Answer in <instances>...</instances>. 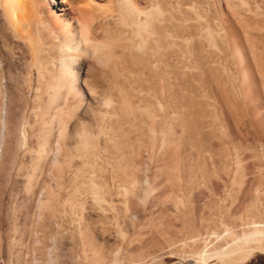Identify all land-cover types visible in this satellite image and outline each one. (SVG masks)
Segmentation results:
<instances>
[{
    "label": "rangeland",
    "instance_id": "obj_1",
    "mask_svg": "<svg viewBox=\"0 0 264 264\" xmlns=\"http://www.w3.org/2000/svg\"><path fill=\"white\" fill-rule=\"evenodd\" d=\"M56 1H58V0H46L45 1L46 5L48 7H50V8L52 7V9H54V10L56 9L55 10L56 13L51 14L52 16H50L51 21H54L56 23L57 22L62 23V21H64L67 17H69V19H72V18L79 19L78 15L74 14V16H73V13H71V12H70L71 14L69 13L70 15L67 17L59 15L60 14L59 13L60 12L59 7H58L59 3ZM98 1L101 2L102 4H105V5L108 3V0H102V1L97 0V3H98ZM103 1H104V3H103ZM105 1H107V3H105ZM166 1L168 2L169 0H166ZM182 1L183 2H181L180 0L179 1L178 0H172L173 4L171 5V8L163 7L162 8L163 12H160V14L162 13V15L159 14L155 18H153V19H155L154 21H159L162 18L164 19V17H165L164 20L166 21V19L169 18L171 20L170 23L172 26L176 23V25L173 26V29H174L173 30L174 33L172 32L173 40L175 42L177 39V40L181 41L182 44H184V47H183V46H181L182 45L181 42H179V44H178V42H175L178 46L174 43V47H175L174 49L175 50L178 48V50L181 51V49L183 47L182 52L178 51L179 52L178 54L175 53L178 55V57L175 56L176 57L175 61L177 64L180 65V66L176 65V69H180L179 70L180 72L178 70H176L178 72H176L177 76H175V80H174L175 90H176L175 91V99H176L175 104H177L176 105L177 107L175 106L176 108L173 112L174 117L176 116L175 117V120H176L175 121V127H173L174 128L173 131H175L174 135H175V138L177 140L176 142L179 145V146L176 145V148L174 151V154L176 153L175 155H173L174 161L171 160L172 157L168 156V154H167L168 151L166 152L164 143H162L163 142L162 136H160L161 131L164 132L168 129V126L165 125V127H163L164 129L160 130L158 128V130H156V132L154 134L157 136L150 133V136H152V137L149 136L148 140H146L147 143L145 142L146 145H145V143L143 144V145H145L146 148L142 145V148L140 146L139 149H137V148L135 149L136 152L133 153L134 157L132 156V160H133V158H135V160H134V162H132V160H131L130 164H132L131 165L132 167H131L130 173L126 174V175L125 174H118L119 176L117 174L113 173L110 166H108V165L107 166L104 165L102 167V171L100 173L99 172H92L91 167L94 165L91 164V162L89 163V166L86 167V171H83V172L76 175L74 172H72V168H74L75 165H78L84 161L82 159V157H78V156H75V157L69 156L70 157L69 160L67 157V160H68L67 165L64 166V168L62 169L61 175H58L55 171H53V164L55 163V159L57 160L58 158H60V159H58L59 161L62 159L61 155L57 152V149H56L57 147L55 146V144L57 145V141H59V139H60V141L63 139L59 136V131L62 130V125L64 124V123L62 124V114L54 115L55 107L45 106L46 100H47V95L44 94V96H43L42 91L40 92L41 94L39 96L34 95L33 87L36 84L43 86L45 81L47 80V75H45L44 78H42L38 83H37V80L35 79V75H33V73L31 75V77L29 79H27V77L25 75H26L27 69H28V64L26 63L29 60L28 59V55H29L28 51L26 50V48H24L23 44L14 37L13 33L9 29L6 28L5 18L0 14V76H1L0 78L2 81V82H0V84L2 83L0 85L1 86L0 87V101H1L0 102V114H1L0 115V124H1L0 125V225L4 221L3 218H6L7 216H10L9 217L10 221L16 220V222H18V223L23 221L22 219H24V216L18 212V209L16 211L17 215H19V216H17L18 219H17L16 215L13 213V211H14L13 209L22 207L23 205L32 206V208H33L32 210H33L34 215H32L31 220L35 221L34 219L37 218V212H38V209H37L38 204L37 203L42 201L43 199H45L44 198V196L46 195L45 192H48V191L59 192L60 191V193H59L60 196H59L58 202L61 203V204L57 203V204H59V206L57 204H56L57 206L55 205L56 211L54 213L50 212L49 214L44 215L46 217V219L49 218V221L51 223V230H50L51 232L49 231L48 232L49 236L47 234L45 237V243H47V245H45L42 249H39L40 251L38 250V244L36 243V240L40 236L33 234L31 232V236L33 235L32 238L30 237L31 242H29L30 244H27V245H24L26 242H23L24 246H22L21 244L19 245L18 237L14 236L15 238H14L13 243L14 242L16 243L14 245L15 248H12L11 249L12 252L9 253L6 250L7 239L5 238L4 227L2 229L0 228V264H95V259H92L94 257H92V255L88 251H85V252H87V255H84L86 253L85 252L83 253L81 251V250H83V245L81 244V242L73 240L71 237V232L73 231V228H75L77 226L79 227L80 223H81L80 226H84L83 224H85L86 222L90 223L91 221L92 222L90 223V225L91 226L93 225L92 230L94 232L95 237H97V240H100L99 242L105 243V250L106 251L108 250L110 253H112V255H110L108 258H106L105 264H109L110 261L112 263V260L114 258H116L118 263L120 261L121 262L120 264H122V263L123 264H139V263H141V264H227V263H222L216 259L209 260L207 263H204L200 259H197V260L194 259L193 260V258L191 256H188L186 254V252H182V251L178 250L177 248L174 249L175 247H173V245L165 244L164 241L162 240L163 239L162 233L160 234L159 232H157L158 227L160 228V226H161L162 228H164L167 221L169 223L178 224V221L174 220V218H175V217H173L174 213L179 214L181 212L180 214H183V215L186 214V215H184V217H187V215L189 216L190 215L189 213H191V210H190L191 204H195V206L194 205L193 206H194V211L196 209L195 217H196L197 222H203L202 224H206L207 222H211V220H212L211 217H212V218H214V220H212V223L213 222H214L213 224L217 223V226H218V224L220 225L222 219L225 220V221L223 220L222 224L225 223L227 220V219L223 218V215H224L223 209L224 208L229 209L228 210V212H229L232 210L231 207H233L234 204L235 205H241L240 207H241V210H243L242 211L243 217H245V215L250 217V216H252L253 213L256 216L258 215V217H262L260 219H257V221H259V220L262 221V222L259 221L258 225H260L259 227L262 230H264V121L260 124L258 123L255 126V128H258L256 130H254L255 128H254L253 124H250L252 122H249V121L253 120L254 116H256V115H258L259 118L264 115V109H263L264 108V92H263L264 91V75H262V74H264V62H262L263 65H258V63L256 62V61H258L259 58H261V61H264V56H263V58H262V56H260L262 54L264 55V52L260 51V50L263 51V49H264V44H263L264 43V0H190L191 2H189V0H185L186 3L184 0H182ZM172 2L170 0L169 3H172ZM101 3H99V4H101ZM228 4H230V7L233 4L234 5H233V7L229 8ZM258 4H260V6ZM105 5H103V6H105ZM248 5L250 7L252 6V8L250 9V7ZM180 6H182L183 8L182 7L179 8ZM243 6H245V7L243 8ZM234 7H236V9L237 8H239V9L234 10L235 9ZM167 9H168V11H167ZM169 9L171 10V13H170ZM183 9L188 11V12L184 11ZM247 10L251 14H248ZM172 11H173V13H172ZM182 11L185 14L182 15ZM239 11H241V12H239ZM244 12L246 13L245 14L246 18L250 17L248 19H245V20H247V22L246 21L244 22V19L242 20L240 18V15H239V13L244 14ZM176 13H177V15H176ZM187 13H188V15H187ZM191 13L193 16L191 15ZM179 17L181 19L184 18V19H182L183 21L180 20ZM200 19H201V21H200ZM251 19H252V21H250ZM174 20L177 22H179V21L180 22L177 24V22H175ZM190 20H192V21H190ZM191 22H194V24L196 26H194L193 23H191ZM164 23H167V21ZM190 23H191V25H190ZM246 23H248L249 25H251V23H252V25L247 26ZM258 23L261 25H259ZM181 24H182V26H181ZM187 24H189L188 27H187ZM178 26L181 28H179ZM191 26L194 28L192 29ZM175 28H177V29L175 30ZM178 28L181 29V32H183L185 30L183 33L187 32L186 28L188 29V31L190 29H192V30L196 31V32L194 31L196 34L192 35L194 32H192V30H190L188 32V36H189L190 32H192V34H191L192 36L190 35L188 38L187 33L186 34L182 33L183 35L182 34L180 35ZM182 28H183V30H182ZM251 29H253V30L255 29V30L253 31ZM204 30H206V31H204ZM197 31H198V36H196ZM251 32H255V33L253 34ZM177 33H178V37L179 36L183 37V39L180 37L179 38L176 37ZM203 33H205V34H203ZM257 33H259V34H257ZM257 35H259V36L257 37ZM151 36L153 37V35H150V37ZM211 36H213L214 38ZM146 37H147V39L149 38V40L152 39V37L150 38L147 35H146ZM244 37L246 38V40ZM185 38H186V41H185ZM198 38H199V40H198ZM192 39H194V41ZM235 39H238V41H240L241 46H243V49L245 52L244 53L245 58L248 61H250L249 66L252 69H254L252 76L255 78V81L257 84V90H255V91L252 90L251 96H249L247 99H245V101H243L244 99H243L242 93H241L240 88H239L240 82L243 80V76H244L242 73V68H243L242 65H244V63H242L241 58H240L238 52L236 51V48L238 46L236 44H234ZM249 39H251V40H249ZM257 39H261L260 40L261 43ZM218 40H219V42H217ZM244 40L247 41V44L249 45L248 48H247L248 45L246 44V42ZM243 41L245 44L243 43ZM252 41H253V43H252ZM148 42H146V46L150 47V45H148V44H152V43H148ZM256 42H258V43H256ZM190 43L191 44L193 43V45L196 44L197 46L191 45V47H190ZM249 43H251V44H249ZM213 44H215V46ZM179 45L181 47H179ZM187 45H189V46H187ZM162 47L165 48V49L161 48L162 50H166V47H164V45ZM192 47H193V50L194 51L196 50L195 52H197L198 54L195 52H192L193 51ZM259 47L260 48L263 47V48L260 49ZM151 48H152V45H151L150 49H148L149 52H151ZM249 48L251 51L249 50ZM213 49H215L214 50L215 53H214ZM254 49H256V50H254ZM248 50H249V52H247ZM253 50L255 51V53H257L258 57L255 56V53L253 52ZM258 50H259V54H258ZM185 51L187 52V55L185 54ZM188 51L191 53H189ZM222 52H224L223 55H222ZM260 52H261V54H260ZM192 53H193V55H192ZM249 53L251 55H249ZM210 55H212V56H210ZM252 57L254 58V62H252L253 60L250 59ZM256 57H257V59H255ZM192 58H194V59H192ZM212 58H213V61L211 60ZM92 60L93 59H91L89 57L86 58L85 60L80 59L78 61L79 63L77 64L78 66L75 64V66H76L75 70H80V72L83 70H87V64ZM194 60L196 62H194ZM216 60H218L217 61L218 63L216 65L217 68L215 66ZM227 60H229V61L227 62ZM208 61L209 62L212 61L215 63H212V62L209 63ZM208 64H209V66H208ZM219 64H220V66L222 65V67L224 66L222 70H221V67H218ZM201 66H202V68H204L205 71H206L207 66H208V67L214 68L215 70H218L217 72H219V73H223V72L224 73L223 74L217 73V76L222 75V76H219V78H218L219 81L217 80L216 82H214L215 79H213V78H211L209 80H205L204 78H206V77L203 76V75H205V74H203V73H205V71L203 69L200 70L199 67H201ZM225 66H226V68H228L227 70L224 69ZM261 66H263V67H261ZM182 70L184 73L180 74L182 72ZM260 72H262V73H260ZM193 73L194 74L196 73L195 75L200 74L201 77L199 78V76H194ZM257 73L260 74V75L258 74L259 77L257 76ZM250 76L251 75L249 73L246 74L247 80L249 79ZM188 77H191V78H188ZM221 77H223V78H221ZM234 77H236V78H234ZM202 78L204 79V81ZM160 80H159V82L157 81L158 82L157 86H159L161 84V88H162V85H163L162 83H164V82H163V80H161V81ZM221 81H224V84H225L224 87L226 89L228 88L227 91L223 87V85H222L223 82H221ZM227 81L229 82V84ZM217 82H219V84L221 86ZM236 83H237V85H236ZM258 83H260V84H258ZM31 89H32V91H31ZM162 90L161 91L159 90L158 92H156L159 94H156V93L154 94V92H152L151 94L154 96L151 95V97H153L155 99V100L152 99L154 102H156L157 100L159 102L161 101L160 104H161V106L163 105L162 106L163 109L160 107V109H162L160 111V113L166 114V113H169V109L166 107L167 106V100H166L167 94H166L165 90H163V91ZM1 91H3V92H1ZM161 92H162V94L164 93L166 95H162ZM156 96H158V99ZM162 97H166V98H162ZM239 98L241 99L242 102L239 100ZM160 99H162V100H160ZM228 99H230V100H228ZM188 100H191V102L190 101L188 102ZM194 101L198 102V104L196 105V103ZM236 101H238V102H236ZM229 102H230V104H229ZM239 102H240V104L243 103V105H240ZM1 103H2V105H1ZM37 103H38V105H37ZM165 104H166V106H164ZM190 104H192V105H190ZM115 105H116V103H114V102L111 105L110 104L102 105V107L99 108L100 110H98V112L100 113V114L98 113L99 116L97 118L98 124L92 125V126H94L93 129L95 130V132L97 131L95 136L97 139L96 141H98V144H99L98 149L100 150V152H99L100 156L95 158V159H92V161L95 163V166H100L101 163L104 164V162H105L101 156L102 155L101 154V150H102L101 146H103L102 143L104 140V135L106 133V131H105L106 127L105 126L107 125L108 120H109V116H107L108 114L105 115V113L107 110H109L111 108V106L114 107V110L117 113L120 110V104L118 103L117 106H115ZM193 105L194 106L199 105V107L201 109L195 108ZM232 105H234V106H232ZM239 105L241 108L239 107ZM235 107L237 110L235 109ZM243 107H244V109H243ZM1 108H3V109H1ZM106 108H109V109L106 110ZM27 109H28V111H27ZM116 110H118V111H116ZM166 110H168V111H166ZM204 110L205 111L207 110V111L205 112ZM245 110H246V113L244 112ZM242 112H244V113H242ZM102 115L104 116V118H102ZM24 117H26V118H24ZM106 117H108V120ZM113 117H114V115L111 117V119H113ZM202 117H203V119H202ZM198 118H199V120H197ZM10 119L12 120L11 125L9 124ZM99 119H101V122ZM102 119L104 122L102 121ZM182 119H184L183 121H181L183 124L180 122V120H182ZM249 119H251V120H249ZM262 119L264 120V116ZM27 120H28V122H27ZM197 121H198L197 125L200 123L198 125V128L195 125ZM210 121H211V124H210ZM74 122H75L74 119H71V121H68L66 123V128L68 129ZM187 122H188V125L186 124ZM176 123H177V125H176ZM189 123H191V124L193 123V124L189 126ZM35 124L39 125L40 127L42 126V127L41 128L36 127L37 125H35ZM23 125L26 129H28V130H25L26 133L28 132V134H26L28 139L26 142V146L24 148L17 144L18 131L22 128ZM101 126H103V127H101ZM193 126H195V128ZM99 127H101V128H99ZM189 127H190V129H189ZM199 127H201L200 132L197 131L199 129ZM196 128H197V130H195ZM47 129H49V130L45 134H47L48 141L50 144V145L48 144V146H47V148L49 147V149H47V151L41 152L39 147H38L39 141H40L39 136L41 134H43V132L46 131ZM93 129H92V132H94ZM210 131H211V133H210ZM95 132H94V134H95ZM201 132L203 134H201ZM209 134H210V136H209ZM198 135H201V136L198 137ZM32 136H34L35 138ZM99 136H100V138H99ZM153 136H154L155 140L153 139ZM129 137L131 138V137H133V135L130 134ZM66 138H64V140H66L67 143L68 142H74L77 139V138L74 139L75 137L74 138L71 137L72 140L70 137H66ZM205 138H207V139H205ZM149 139H151V140H149ZM152 139L154 140V144H153ZM157 139H159V141ZM52 141H54V142L52 143ZM149 142H151V143H149ZM158 143H159V145H158ZM148 145H150V146H148ZM162 145H163V147H161ZM26 147H29V148H26ZM147 148L149 150H147ZM152 148L155 151L152 150ZM161 148H164V149H161ZM140 150H142V151H140ZM177 150H178V152H177ZM55 151H56V153H55ZM138 151H139V153H138ZM159 151H160V153H159ZM161 151H163V153ZM45 152H46V154H45ZM146 152H148V153H146ZM49 153H50V155H49ZM142 153H143V155H142ZM157 153H159V154H157ZM166 154H167V156H166ZM154 155H155V157H154ZM160 155H163V156H160ZM135 156H137V157H135ZM138 156L140 158H138ZM72 157H74L75 159H73ZM162 157H164V158H162ZM80 159H81V161H80ZM72 161H74V162H72ZM107 161L109 162L110 160H107ZM138 162H141L140 166H139ZM134 163H136V164H134ZM146 163L148 164V166ZM166 163H167V165H166ZM168 163L170 164L171 167L169 166ZM152 164H153V166H152ZM154 164H155V166H154ZM141 167H142V169H141ZM67 168H68V170H65ZM162 168L164 171L162 170ZM177 168H179V169H177ZM146 169H147V171H146ZM64 170H65V172H64ZM69 170H71L70 174H69ZM136 170H137V174H136ZM156 170H158V171H156ZM165 170H167V172ZM63 172H64V174H63ZM131 172L132 173L134 172L133 173L134 175ZM150 172H152V173H150ZM172 173H173V175H172ZM112 174H114V175H112ZM135 174H136V176H135ZM179 174L182 175L181 178H180V176L177 178V176ZM184 174H186V176ZM121 175L122 176L125 175V177H124L125 180L123 179V177H121ZM137 175H139V176H137ZM175 175H176V180L178 181V184L188 186L187 191H185V193H184L185 195L187 194L185 196V200H184L185 206H183L181 204L179 206L178 211L175 209V207L173 206V203L170 202V200H165L164 202H162L163 200L160 198V197H162L160 195V193L163 194V193L170 190L172 185L169 183L168 180L169 179L171 180L172 176H175ZM59 176H60V178H59ZM116 176H118V179ZM142 176L144 177V179ZM157 176H159V177H157ZM121 178H122V180H121ZM137 178H139V179L137 180ZM140 178L142 181L140 180ZM147 178L149 180H147ZM163 178H165V180ZM186 178H188L190 181L188 182V179H186ZM158 180H159V182H158ZM192 180H193V183H190V182H192ZM58 182H59V184H58ZM141 182H142V184H141ZM97 184L100 185L101 187H103L105 185L103 188L109 189V191L113 192L114 194L116 193V195L113 194L111 197H109V199H108L109 201L105 200V202L101 201L99 203H97V202L90 203L91 201L89 198H87L86 202H85V200L83 198V192L84 191H90L89 189L96 190V188H99V186ZM157 184H158L159 188H158ZM188 184H190V186ZM166 185H168L167 186L168 188L166 187ZM194 187H195V189H194ZM145 189H147L146 193H144ZM213 189H214V191H213ZM38 190H39V192H37ZM79 191L81 194H79ZM68 192L69 193L71 192L70 196H68L69 195ZM73 192H74V194H72ZM36 194H38V195H36ZM40 194H41V196L39 198ZM158 194H159V196H158ZM196 194L198 195L197 200H195L193 198V196ZM88 195H90V194L88 193ZM148 195H150V196H148ZM70 197H71V199H70ZM201 197H203V198H201ZM212 197H213V200H211ZM33 198H35V199H33ZM37 198L39 199V201ZM188 199H189V201H188ZM152 200H153V202H152ZM208 200H209V202H208ZM79 201H81V202H79ZM126 201L131 205V209H129V213H128V210L126 209L128 206V203H126ZM154 201H155V204H154ZM158 201H159V203H158ZM188 202H190V203H188ZM214 202H217V203H214ZM103 203H105V205ZM211 203L213 206L211 205ZM83 204L86 206H83ZM90 204H92V205H90ZM99 204L101 206H99ZM156 204H157V206H156ZM158 204H160V206ZM220 204H222V205H220ZM206 205H208V206H206ZM98 206H99V208H98ZM221 206H223V209ZM57 207H59L62 212ZM85 207H86V209H85ZM153 207H155L156 209L155 208L153 209ZM180 207H181V209H180ZM215 207H217V208H215ZM102 208L104 209V212L106 214L103 212ZM167 208H169V209L167 210ZM187 208L189 211H187ZM214 209H217V210H214ZM35 210H36V212H35ZM221 210H223V211H221ZM87 211H88V213H87ZM185 211L188 213H186ZM215 211H216V213H214ZM219 211H221L220 212L221 214L219 213ZM251 212H253V213H251ZM50 214H51V216H50ZM54 214H56V215H54ZM58 214L59 215L62 214L60 216V218H59ZM86 214H88L91 217H89L88 215L85 216ZM150 214H152V215H150ZM218 215H220V217ZM231 215H232V213H231ZM34 216H35V218H34ZM171 216H172V219H171ZM229 216L230 215L228 214V218H229ZM216 217H218V218L216 219ZM79 218H81V219H79ZM88 218H90V219H88ZM91 218H92V220H91ZM206 218L208 220L204 221V220H206ZM9 220H6V221H9ZM55 220H57V221L59 220L58 221V223L60 224L59 227H56V221ZM128 220H130V221H128ZM238 220L240 221V218L237 219V223H239ZM135 221H137V223ZM215 221H217V222H215ZM229 221L231 222L232 220L230 219ZM229 221H227V222H229ZM62 222H63V224H62ZM74 222H76V223H74ZM82 222H83V224H82ZM231 223H234V222L232 221ZM133 224H134V227L136 229L133 227ZM262 224H263V226H262ZM11 225H12V222H11ZM94 226L96 227L95 231H94V228H95ZM214 226H216V224ZM140 232H142V233H140ZM63 233H64V235H63ZM151 233H152V235H151ZM237 233L239 234L240 230L237 231ZM142 235H144L145 239H142V238H144ZM136 236H137V238H136ZM138 238H140V239H138ZM126 240H127V242H126ZM144 240H146V241H144ZM141 241L142 242L144 241L143 243H146V244L148 243L149 247L144 248L142 251L143 253H141L140 255H138V254L137 255H129L128 253H132L133 249H135V246L137 244H140ZM149 241H151V242L149 243ZM153 241L156 242L157 246H155V243ZM160 241L162 242V244H160L161 243ZM136 242H140V243H136ZM261 242L264 243V236L261 238ZM107 244H109V245H107ZM132 247H134V248H132ZM33 248H34V251H33ZM170 248L172 251L170 250ZM117 249L119 252L115 255L114 252ZM167 249H169V250H167ZM125 251H127V253ZM170 251H171V253H170ZM117 255H119V256H117ZM149 255H151V256H149ZM84 256H87V257L84 258ZM88 256H89V258H88ZM110 257H112V258H110ZM118 257H120V258H118ZM90 258H91V261H90ZM186 259H188V260H186ZM108 260H109V262H107ZM123 260H124V262H123ZM136 260H138V261H136ZM100 264H102V263H100ZM103 264H104V262H103ZM237 264H264V251L263 250H255L251 256H249L247 259H245L244 261L237 263Z\"/></svg>",
    "mask_w": 264,
    "mask_h": 264
},
{
    "label": "bare ground",
    "instance_id": "obj_2",
    "mask_svg": "<svg viewBox=\"0 0 264 264\" xmlns=\"http://www.w3.org/2000/svg\"><path fill=\"white\" fill-rule=\"evenodd\" d=\"M45 1L46 0H0V14L5 18L6 28L9 29L13 33L14 37L17 40H19L23 44L24 48H26V50L28 51V54H29L28 59L29 60L26 62L28 64V69L26 68L27 73L25 75L27 77V79H29L33 73V75H35V79L37 80V83H38L42 78H44L45 75H47V80L45 81L43 86L36 84L33 87L34 95L39 96L41 94L40 92L42 91L43 96H44V94L47 95V100H46L45 106L55 107L54 115L62 114V124L63 123L64 124L62 125V130L59 131V136L63 139L61 141L59 139V141H57V145L55 144V146L57 147L56 148L57 152L61 155L62 159L60 161L58 160L60 158H58L57 160L55 159V163L53 164V171H55L58 175H61L62 169L64 168V166L67 165V161L70 158L69 156H74V157L78 156V157H82V159L84 161L78 165H75L74 168L71 167L72 172H74L76 175L83 172V171H86V167L89 166L90 162H91V164L94 165L91 167L92 172H99L100 173L102 171V167L104 165H106V166L108 165V166H110L113 173H115L117 175L118 174H125V175L129 174L131 171V167H132L131 166L132 164H130L131 160H132V156H133V153L136 152L135 149L136 148L139 149L140 146L142 148V145L145 142L147 143L146 140H148L150 133L155 135L154 133L156 132V130H158V128L160 130L164 129L163 127H165V125L168 126V129L167 130L165 129L166 131H164V132L161 131L160 136H162V139H163L162 143H164L166 152L168 151L167 152L168 156L172 157L171 160H173V158H174L173 155L176 154V153L174 154L176 145L179 146L176 142L177 140H176L175 135H174L175 131H173V129H174L173 127H175V121H176L175 120L176 116L174 117L173 112H174L175 108L177 107L176 106L177 104H175V102H176L175 101L176 100L175 99V91L176 90H175L174 80H175V76H177L176 72H178L180 70V69H176V65H179V64L176 63L175 58L178 57L177 54L179 52L183 51L184 44H182L181 41L176 39L175 42H178V44H179V42H181V44H182L181 46H183V47H182L181 51L178 50L177 47H176L177 51L174 49L175 48L174 47L175 42L173 40L172 32L174 30L173 26L176 25V23L175 24L173 23L174 25L172 26L170 23L171 20L169 18L166 19L167 23H164V22H166L164 20L165 17H164V19L162 18L159 21H154L155 19H153L157 15H159L160 12H163L162 11L163 7L171 8V5L173 4L172 0H171L172 3H169L170 0L168 2L166 0H108V3H107V1H105V3H107L106 5L102 4L99 1L97 3V0H58L56 2L59 3L58 4L59 11H60L59 15L67 17L71 13H73V16H74V14L79 16V19H77V18L69 19V17H67L64 21H62V23H60V22L56 23L54 21H51L50 16H52L51 14L56 13V11H55L56 9L54 10V9H52V7L51 8L48 7L46 5ZM100 1H102V0H100ZM180 1L183 2L182 0H180ZM189 2H191V1L189 0ZM99 3H101V4H99ZM103 3H104V1H103ZM185 3H186V1H185ZM103 5H105V6H103ZM228 5H229V8H231V7H233L234 4L231 7H230V4H228ZM258 5L260 6V4H258ZM181 7L182 6H180L179 8H181ZM244 7L245 6H243V8ZM234 8H235L234 10L239 9V8L236 9V7H234ZM251 8H252V6L250 7V9ZM167 11H168V9H167ZM173 11H172V13H173ZM184 11H186V10H184ZM186 12H188V11H186ZM239 12H241V11H239ZM170 13H171V10H170ZM183 14H185V13H183V11H182V15ZM245 14H246L245 12H244V14L239 13L240 18L242 20L244 19V22L245 21L247 22V20H245V19H248L250 17L246 18ZM248 14H251V13H249V11H248ZM160 15H162V13ZM176 15H177V13H176ZM187 15H188V13H187ZM191 15H192V13H191ZM180 17H179L180 20L184 19V18L181 19ZM190 21H192V20H190ZM200 21H201V19H200ZM250 21H252V19ZM175 22H177V21H175ZM179 22H177V24ZM191 23H193V25L196 26L194 24V22H191ZM191 23H190V25H191ZM246 24H247V26L252 25V23H251V25H249L248 23H246ZM188 25L189 24H187V27H188ZM259 25H261V24H259ZM181 26H182V24H181ZM179 28H181V27H179ZM193 28L194 27H192V29ZM176 29L177 28H175V30ZM192 29H190V30H192ZM182 30H183V28H182ZM186 30H187L186 33L188 36V32L190 30L188 31L187 28H186ZM206 30H204V31H206ZM251 30H253V29H251ZM194 31L195 30H192V32H194ZM179 32H180V35L183 33V32H181V29H179ZM192 32H190L189 36L192 34ZM195 32L192 35H195L196 34ZM186 33H183V34H186ZM251 33L254 34L255 32H251ZM259 33H257V34H259ZM203 34H205V33H203ZM146 35L148 37H150V35H153V37L151 36L152 39L149 40V38L147 39ZM189 36H188V38H189ZM196 36H198V31H197ZM258 36L259 35H257V37ZM176 37H178V33H177ZM211 37H213V36H211ZM180 38L183 39V37H180ZM194 39H192V40L194 41ZM251 39H249V40H251ZM198 40H199V38H198ZM245 40H246V38H245ZM257 40H259V42H260L261 39H257ZM185 41H186V38H185ZM234 41H235L234 44H236L238 46L236 48V51L238 52L242 63H244V65H242V67H243L242 73L244 76H243V80L240 82L239 88H240V91H241L243 99H244L243 101H245V99H247L249 96H251L252 90H254V91L257 90V84L255 81V78L252 76L254 69H252L249 66L250 61H248L245 58V55H244L245 52H244L243 46H241L240 41H238V39H235ZM244 41H243V43H244ZM146 42L152 43V44L147 43L148 45H150V47L152 45L151 52L148 51V49H150V47L146 46ZM217 42H219V40ZM245 42L247 44V41H245ZM252 43H253V41H252ZM256 43H258V42H256ZM249 44H251V43H249ZM163 45H164V47H166V50L161 49V48H163L162 47ZM191 45L194 46L196 44L193 45V43L192 44L190 43V47H191ZM213 45L215 46V44H213ZM181 46L179 45V47H181ZM187 46H189V45H187ZM248 47H249V45L247 46V48ZM262 48H260V49H262ZM163 49H165V48H163ZM192 50H193V47H192ZM214 50L215 49H213V51ZM249 50H250V48H249ZM249 50L247 52H249ZM254 50H256V49H254ZM254 50H253V52L255 53ZM195 51L193 50L192 52H195ZM260 51L264 52V49H263V51L262 50H260ZM261 52H260V54H261ZM175 53H177V54H175ZM189 53H191V52H189ZM195 53H197V52H195ZM214 53H215V51H214ZM223 53L224 52H222V55H223ZM185 54L187 55L186 51H185ZM258 54H259V50H258ZM192 55H193V53H192ZM249 55H251V54L249 53ZM210 56H212V55H210ZM255 56L258 57L257 53H255ZM260 56H262V58H263L264 55L262 54ZM88 57L93 59V60L87 64V70H83L81 72H80V70H75V68H76L75 64L77 65L79 63L78 61L80 59L85 60ZM257 57L255 59H257ZM192 59H194V58H192ZM250 59L253 60L252 62H254L253 57ZM211 60L213 61V58ZM212 61H210V62H212ZM217 61L218 60L215 61L216 62L215 66L218 63ZM228 61L229 60H227V62ZM194 62H196V61L194 60ZM215 62H212V63H215ZM256 62L258 63V65H263L262 62H264V61H261V58H259L258 61H256ZM208 66H209V64H208ZM208 66H207L206 71L204 70V68H202V66L199 67L200 70L203 69L205 71V73H203L205 75H203V74L202 75L207 78V79L204 78L205 80H209V79L213 78V79H215L214 82H216L218 80L219 76H222V75L217 76V73H219V72H217L218 70H215L214 68H211ZM218 67H221V70H222L224 66L222 67V65L220 66V64H219ZM261 67H263V66H261ZM216 68H217V66H216ZM224 69L227 70L228 68H226V66H225ZM176 70H178V71H176ZM262 72H260V73H262ZM182 73H184L183 70L180 74H182ZM223 73H219V74H223ZM247 73H249L251 75L248 80L246 78ZM195 74L193 73L194 76H199V78L201 77L200 74L199 75L198 74L195 75ZM258 74L259 73H257V76L259 77L260 74L259 75ZM262 75H264V74H262ZM188 78H191V77H188ZM221 78H223V77H221ZM234 78H236V77H234ZM160 79L163 80V82H164V83H162L163 84L162 88H161V84L160 85L158 84L159 86H157V83L159 82ZM204 79H203V81H204ZM0 82H2L1 78H0ZM221 82H223L222 85L224 87L225 86L224 81H221ZM217 83L219 84V82H217ZM228 84H229V82H228ZM258 84H260V83H258ZM236 85H237V83H236ZM162 89L165 90L166 94H167V99H166L167 100V106H166V104L164 106H166L169 109V113H166V114L160 113V111L163 109L162 108L163 105L161 106V104H160L161 101L159 102L157 100L156 102H154L153 100H155V99L153 97H151L152 92H154V94H155L156 92H158L159 90L161 91ZM227 90H228V88L226 89V91ZM31 91H32V89H31ZM1 92H3V91H1ZM156 94H159V93H156ZM161 94H162V92H161ZM166 94L163 93L162 95H166ZM152 96H154V95H152ZM156 97L158 99V96H156ZM162 98H166V97H162ZM160 100H162V99H160ZM191 100H188V102L189 101L191 102ZM228 100H230V99H228ZM239 100L241 101L240 98H239ZM113 102L116 103L115 106H117L118 103L120 104V110L118 109L120 112L118 110H116V111H118L116 113L114 110V107H112V106L110 109L106 108V110L109 109L105 113V115L108 114L107 116H109V120H108V117H106L108 120V123H107V125L105 124L106 125L105 126L106 127L105 128L106 133L104 135V140L102 143L103 146H101V149H102L101 150V154H102L101 156L105 162H104V164L101 163L100 166H95V163L92 161V159H95V158L100 156V154H99L100 150L98 149L99 144H98V141H96L97 139L95 136L97 131L95 132V130L93 129L94 126H92V125L98 124L97 118L100 114L98 112V110H100L99 108H101L102 105H105V104L111 105ZM230 102H229V104H230ZM236 102H238V101H236ZM195 103H196V105L198 104V102H195ZM239 104H240V102H239ZM1 105H2V103H1ZM37 105H38V103H37ZM190 105H192V104H190ZM196 105L195 106L193 105V106L195 108H200L199 107L200 104L198 106H196ZM240 105H243V103ZM240 105H239V107H240ZM232 106H234V105H232ZM160 107L162 109H160ZM1 109H3V108H1ZM235 109H236V107H235ZM243 109H244V107H243ZM27 111H28V109H27ZM166 111H168V110H166ZM244 112L246 113V110ZM244 112H242V113H244ZM103 115H102V118H104ZM113 115H114V117H113V119H111V117ZM263 116L259 118L258 115H256V116H254L253 120L249 119V120H251L249 122H252L250 124H253V126L255 128V126L258 123L260 124L264 121L262 119ZM24 118H26V117H24ZM71 119H74L75 122L67 129L66 123L68 121H71ZM202 119H203V117H202ZM99 120L101 122V119H99ZM183 120L184 119L180 120V122ZM197 120H199V118ZM102 121H103V119H102ZM27 122H28V120H27ZM197 123H198V121L196 122L195 125L198 128V125L200 123L198 125H197ZM9 124L10 125L12 124L11 119L9 121ZM186 124L188 125V122ZM192 124L189 123V126ZM210 124H211V121H210ZM35 125H37V124H35ZM176 125H177V123H176ZM36 127H40V126L37 125ZM101 127H103V126H101ZM101 127H99V128H101ZM193 127L195 128V126H193ZM24 128L25 127L23 125L22 128L18 131V141H17V144L23 148L26 146V142L28 139V137L26 135V134H28V132L26 133V131H25L28 129H26V128L24 129ZM197 128L195 130H197ZM200 128L201 127H199V129L197 130L198 132L201 131ZM92 129L94 130L95 134H94V132H92ZM189 129H190V127H189ZM256 129H258V128H255L254 130H256ZM48 130L49 129L44 131L43 134H41L39 136L40 141H39L38 147H39L41 152L47 151V149H49V147L47 148V146L49 144L48 137H47V134H45ZM202 132H201V134H203ZM210 133H211V131H210ZM130 134L133 135V137L130 138L129 137ZM155 136H157V135H155ZM199 136H201V135H198V137ZM209 136H210V134H209ZM32 137H34V136H32ZM66 137H70V138L75 137L74 139H76V138L77 139L74 142H68L67 143L66 140H64V138H66ZM150 137H152V136H150ZM99 138H100V136H99ZM153 139L155 140L154 136H153ZM205 139H207V138H205ZM71 140H72V138H71ZM149 140H151V139H149ZM154 140H153V144H154ZM157 140L159 141V139H157ZM53 142L54 141H52V143ZM146 143H145V145H146ZM149 143H151V142H149ZM145 145H143V146L145 147ZM150 145H148V146H150ZM158 145H159V143H158ZM161 147H163V145ZM26 148H29V147H26ZM161 149H164V148H161ZM147 150H149V149L147 148ZM152 150H154V149L152 148ZM140 151H142V150H140ZM161 152L163 153V151H161ZM177 152H178V150H177ZM50 153H49V155H50ZM55 153H56V151H55ZM138 153H139V151H138ZM146 153H148V152H146ZM159 153H160V151H159ZM159 153H157V154H159ZM45 154H46V152H45ZM167 154H166V156H167ZM142 155H143V153H142ZM163 155H160V156H163ZM103 156L104 157L106 156V157L104 158ZM67 157H68V160H67ZM74 157H72V158L75 159ZM135 157H137V156H135ZM154 157H155V155H154ZM138 158H140V157L138 156ZM162 158H164V157H162ZM107 160H110V161L108 162ZM134 160H135V158H133L132 162H134ZM74 161H72V162H74ZM80 161H81V159H80ZM138 163L140 166L141 162H138ZM134 164H136V163H134ZM166 165H167V163H166ZM147 166H148V164H147ZM152 166H153V164H152ZM154 166H155V164H154ZM169 166H170V164H169ZM141 169H142V167H141ZM177 169H179V168H177ZM65 170H68V168ZM65 170H64V172H65ZM137 170H136V174H137ZM162 170H163V168H162ZM167 170H165V171L167 172ZM146 171H147V169H146ZM156 171H158V170H156ZM64 172H63V174H64ZM70 172H71V170H69V174H70ZM150 173H152V172H150ZM136 174H135V176H136ZM112 175H114V174H112ZM125 175L124 176L121 175V177H123V179H124ZM172 175H173V173H172ZM184 175L186 176V174H184ZM118 176H116L117 179H118ZM137 176H139V175H137ZM179 176L181 178L182 175L179 174L177 176V178ZM157 177H159V176H157ZM59 178H60V176H59ZM138 179L139 178H137V180ZM143 179H144V177H143ZM163 179L165 180V178H163ZM186 179H188V178H186ZM121 180H122V178H121ZM140 180H141V178H140ZM147 180H149V179L147 178ZM168 181L172 186H171L169 191H167L163 194L160 193V195L162 196L160 198L163 200L162 202H164L165 200H170V202L173 203V206L175 207V209L178 211L179 206L181 204L183 206H185L184 200H185V196L187 194L185 195L184 193H185V191H187L188 186L178 184V181L176 180V175L172 176V179L171 180L169 179ZM189 181L190 180L188 179V182ZM158 182H159V180H158ZM190 183H193V180ZM58 184H59V182H58ZM141 184H142V182H141ZM188 185L190 186V184H188ZM98 186H99V188H96V190L89 189L90 191H84L83 192V198H84L85 202H86L87 198L90 199V201H91L90 203H92V202L99 203L101 201L105 202V200H108L109 197H111L114 194L113 192L109 191V189L103 188L105 185L103 187H101L100 185H98ZM157 186H158V184H157ZM167 186L168 185H166V187ZM158 188H159V186H158ZM194 189H195V187H194ZM213 191H214V189H213ZM37 192H39V190ZM146 192H147V189H145L144 193H146ZM45 193H46V195L44 196L45 199H43L42 201L37 203L38 204V206H37V209H38L37 218L34 219L35 216L33 218L35 221L31 220L32 215H34V214H33V210H32L33 208L30 205H23L22 207L13 209L14 210L13 213L16 215V217L19 216L16 213L17 209H18V212L24 216V219H22L23 221H21L20 223L16 222V220L10 221L9 220L10 216L3 218L4 221L0 225V228L2 229L4 227V234H5V238L7 239L6 250L9 253L12 252L11 251L12 248H15L14 245L16 243L15 242L13 243L14 238H15L14 236L18 237L19 245L21 244L22 246H24V245L30 244L29 243V242H31L30 237L32 238V236H33V235L31 236V232L33 234L40 236L36 240V243L38 244V250L42 249L45 245H47V243H45V237L48 234V232L51 230V223L49 221V218L47 217L48 219H46V217L44 215L49 214L50 212L54 213L56 211L55 205L57 203H59V204H61V203L58 202L59 196H60V194H59L60 191L59 192L48 191ZM70 193L68 196H70ZM88 193L90 195H88ZM72 194H74V192ZM79 194H81L80 191H79ZM36 195H38V194H36ZM114 195H116V193ZM40 196H41V194L39 195V198H40ZM148 196H150V195H148ZM158 196H159V194H158ZM193 198L195 200H197L198 195L197 194L194 195ZM201 198H203V197H201ZM33 199H35V198H33ZM70 199H71V197H70ZM211 200H213V197L211 198ZM38 201H39V199H38ZM188 201H189V199H188ZM79 202H81V201H79ZM152 202H153V200H152ZM208 202H209V200H208ZM126 203H128V202L126 201ZM158 203H159V201H158ZM188 203H190V202H188ZM214 203H217V202H214ZM59 204H57V205L59 206ZM100 204H99V206H101ZM103 204L105 205V203H103ZM154 204H155V201H154ZM90 205H92V204H90ZM158 205L160 206V204H158ZM193 205L195 206V204H191V208H190L191 213H189L190 215L189 216L187 215V217H184V215H186V214H184V215L180 214L181 212L179 214L174 213V215H173V217H175L174 220L178 221V224L169 223L167 221L164 228H162L161 226H160V228L158 227L157 232H159L160 234L162 233L163 239L162 238L161 239L164 241L165 244L173 245V247H175L174 249L177 248L178 250H180L182 252H186V254L188 256H191L193 258V260L194 259L195 260L200 259L204 263H207L209 260L216 259L222 263L237 264V263L244 261L249 256H251L255 250H263L264 251V243L261 242V238L264 236V230H262L259 227L260 225H258L260 220L257 221V219H260L262 217H258V215L256 216L253 212H251V213H253L252 216L248 217L245 215V217H243L242 216L243 210H241V207H240L241 205H235L234 204L233 207H231L232 210L229 212H228L229 209H227V208L223 209V206H224L223 205V206H221L222 209L224 210L223 218L227 219L225 223L222 224V222L224 220V219H222L220 225L218 224V226H217V223H215L216 226H214L215 225V224H213L214 222L212 223V220H214V218L211 217V219H212L211 222H207L206 224H202L203 222H197L196 221V217H195L196 209L194 211ZM208 205H206V206H208ZM211 205H212V203H211ZM220 205H222V204H220ZM83 206H86V205L83 204ZM99 206H98V208H99ZM156 206H157V204H156ZM57 208L60 210L59 207H57ZM154 208L155 207H153V209ZM215 208H217V207H215ZM85 209H86V207H85ZM126 209L128 210V213H129V209H131V205L129 203H128V206ZM168 209L169 208H167V210ZM180 209H181V207H180ZM36 210H35V212H36ZM214 210H217V209H214ZM223 210H221V211H223ZM187 211H189L188 208H187ZM221 211H219V213ZM103 212H104V209H103ZM87 213H88V211H87ZM186 213H188V212H186ZM214 213H216V211ZM231 213H232V215H231ZM228 214L230 215L229 218H228ZM54 215H56V214H54ZM61 215H59V218ZM87 215L88 214H86L85 216H87ZM150 215H152V214H150ZM50 216H51V214H50ZM218 216L220 217V215H218ZM89 217H91V216H89ZM217 218L218 217H216V219ZM239 218H240V221L238 220L239 223H237V219H239ZM17 219H18V217H17ZM79 219H81V218H79ZM88 219H90V218H88ZM171 219H172V216H171ZM230 219L234 223H231L232 221L230 222L229 221ZM6 220H9V221H6ZM91 220H92V218H91ZM207 220L208 219L206 218V220H204V221H207ZM55 221H56V227H59V225H60L58 223L59 220L58 221L55 220ZM128 221H130V220H128ZM227 221H229L230 223ZM11 222H12V225H11ZM135 222L137 223V221H135ZM215 222H217V221H215ZM260 222H262V221H260ZM74 223H76V222H74ZM90 223L86 222L85 224H83V222H82V224L84 226H80V224H81L80 223L79 227L77 226L75 228H73L74 226L72 225L73 227L72 226L71 227L73 228V231L71 232V237L73 240L81 242V244L83 245V250H81V251L83 253L85 251H88L92 255V257H94L92 259H95V264L96 263L97 264H100V263L103 264V262L105 264L106 258H108L110 255H112V253H110L108 250L107 251L105 250V243L99 242L100 240H97V237H95L94 232L92 230L93 225L91 226ZM62 224H63V222H62ZM262 226H263V224H262ZM133 227H134V224H133ZM95 230H96V227L94 228V231ZM239 230H240V233L238 234L237 231H239ZM140 233H142V232H140ZM152 233H151V235H152ZM63 235H64V233H63ZM48 236H49V234H48ZM142 236L144 237V235H142ZM136 238H137V236H136ZM138 239H140V238H138ZM142 239H145V237ZM144 241H146V240H144ZM23 242H26V243L23 245ZM126 242H127V240H126ZM143 242L142 241H141V243L136 242V243H140V244H137L135 246V249H133V252L128 253V254L129 255H137V254L140 255L141 253H143L142 252L143 249L146 247H149L148 243L146 244ZM150 242L151 241H149V243ZM154 243H155V246H157L156 242H154ZM160 244H162V242ZM107 245H109V244H107ZM132 248H134V247H132ZM167 250H169V249H167ZM170 250H171V248H170ZM33 251H34V248H33ZM171 251H170V253H171ZM118 252L119 251L117 249L114 252V254L116 255ZM125 252L127 253V251H125ZM85 253L86 254H84V255H87V252H85ZM119 255H117V256H119ZM149 256H151V255H149ZM86 257L87 256H84V258H86ZM88 258H89V256H88ZM110 258H112V257H110ZM118 258H120V257H118ZM186 260H188V259H186ZM90 261H91V258H90ZM136 261H138V260H136ZM107 262H109V260ZM123 262H124V260H123ZM120 263H121L120 261L118 263L116 258H114L112 260V263L110 261L109 264H120ZM139 264H141V263H139Z\"/></svg>",
    "mask_w": 264,
    "mask_h": 264
}]
</instances>
